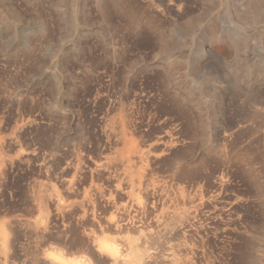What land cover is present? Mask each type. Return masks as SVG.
Segmentation results:
<instances>
[{"label":"rangeland","instance_id":"1","mask_svg":"<svg viewBox=\"0 0 264 264\" xmlns=\"http://www.w3.org/2000/svg\"><path fill=\"white\" fill-rule=\"evenodd\" d=\"M0 156L27 220L73 168L182 169L197 263L264 264V0H0Z\"/></svg>","mask_w":264,"mask_h":264},{"label":"bare ground","instance_id":"2","mask_svg":"<svg viewBox=\"0 0 264 264\" xmlns=\"http://www.w3.org/2000/svg\"><path fill=\"white\" fill-rule=\"evenodd\" d=\"M112 169L73 168L67 181L36 186L34 220L0 213V264H198L192 236L210 209L208 192L176 180L182 169L159 186L152 168ZM4 175L0 168V195Z\"/></svg>","mask_w":264,"mask_h":264}]
</instances>
